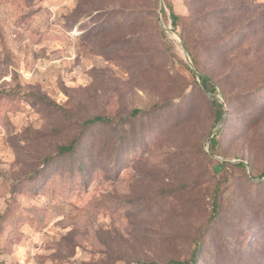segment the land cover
Listing matches in <instances>:
<instances>
[{
    "label": "rangeland",
    "instance_id": "374dc122",
    "mask_svg": "<svg viewBox=\"0 0 264 264\" xmlns=\"http://www.w3.org/2000/svg\"><path fill=\"white\" fill-rule=\"evenodd\" d=\"M0 92V264H264V0H0Z\"/></svg>",
    "mask_w": 264,
    "mask_h": 264
},
{
    "label": "trees",
    "instance_id": "16d2710c",
    "mask_svg": "<svg viewBox=\"0 0 264 264\" xmlns=\"http://www.w3.org/2000/svg\"><path fill=\"white\" fill-rule=\"evenodd\" d=\"M168 9H169L172 28L176 29L180 25V23L182 22V19L174 12V9L171 5H168ZM178 35L181 38L183 47L185 48L187 54L191 57L192 52L189 49V46H188V43H187V40H186L184 33H182L180 31V32H178ZM199 77H200V82H201L203 88L206 91L215 94L216 93V85H215V82L212 80V78L208 74L201 73V72H199ZM0 94H1V92H0ZM222 98L224 100L223 102L219 101L218 98H213V100H212L214 122L216 125L219 123L222 124V122L226 116V110H227L226 107L228 105L226 104V100H225L226 97H224V95H223ZM140 113H141V109H133L131 112V115L136 116ZM108 121H112V122L116 123V121H114L112 118L97 115V116H93V117L85 120L83 123V126L93 125V124H97V123L101 124V123H106ZM218 133H220V130H218L217 134ZM217 134H214L212 136V139L209 142L208 148H209V153H211V154H216V151H217L218 141L215 138V136ZM78 142H79V137H76L66 145H59L58 146V155H65L67 153L74 151ZM237 165L244 166V163L239 162V163H237ZM259 176L260 177L264 176V170L259 174ZM217 188H218V186H217ZM215 191H217V189H215ZM214 196L216 198V193H214ZM213 209H214V213H213V215H214L217 213V211H216V199L214 202ZM198 247L199 246H195V248L192 251L191 258H190L192 264H194L196 257H197V254L200 252V249ZM185 262H187V261H174V260L170 261L171 264H186Z\"/></svg>",
    "mask_w": 264,
    "mask_h": 264
},
{
    "label": "water",
    "instance_id": "95a60500",
    "mask_svg": "<svg viewBox=\"0 0 264 264\" xmlns=\"http://www.w3.org/2000/svg\"><path fill=\"white\" fill-rule=\"evenodd\" d=\"M185 51V50H184ZM186 53V52H185ZM187 55V54H186ZM188 57V55H187ZM221 102H223L222 100H220ZM216 131H213L212 134H211V137L215 134Z\"/></svg>",
    "mask_w": 264,
    "mask_h": 264
}]
</instances>
